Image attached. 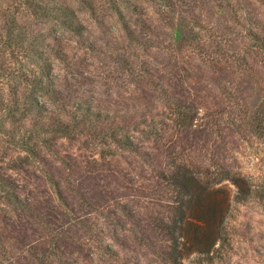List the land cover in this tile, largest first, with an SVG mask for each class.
<instances>
[{
    "label": "rangeland",
    "instance_id": "1",
    "mask_svg": "<svg viewBox=\"0 0 264 264\" xmlns=\"http://www.w3.org/2000/svg\"><path fill=\"white\" fill-rule=\"evenodd\" d=\"M0 264H264V0H0Z\"/></svg>",
    "mask_w": 264,
    "mask_h": 264
},
{
    "label": "trees",
    "instance_id": "2",
    "mask_svg": "<svg viewBox=\"0 0 264 264\" xmlns=\"http://www.w3.org/2000/svg\"><path fill=\"white\" fill-rule=\"evenodd\" d=\"M175 180H176V183L182 187V189L187 190L186 185L182 184L183 182H182V179H181V178L176 177ZM184 216H185V215H184L183 212L181 211V212L179 213V216L177 217V219H176V221H175V222H176L175 225H177L178 223L181 224ZM179 228H180V227H179Z\"/></svg>",
    "mask_w": 264,
    "mask_h": 264
}]
</instances>
